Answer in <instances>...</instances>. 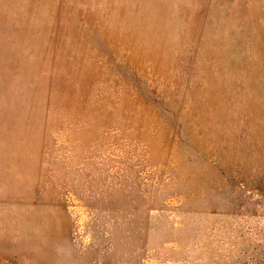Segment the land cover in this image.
I'll return each mask as SVG.
<instances>
[{"label": "rangeland", "instance_id": "obj_1", "mask_svg": "<svg viewBox=\"0 0 264 264\" xmlns=\"http://www.w3.org/2000/svg\"><path fill=\"white\" fill-rule=\"evenodd\" d=\"M0 264H264V0H0Z\"/></svg>", "mask_w": 264, "mask_h": 264}]
</instances>
